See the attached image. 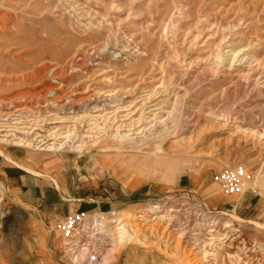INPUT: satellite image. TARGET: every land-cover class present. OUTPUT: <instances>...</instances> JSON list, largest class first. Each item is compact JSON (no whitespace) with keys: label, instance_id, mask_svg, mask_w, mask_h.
<instances>
[{"label":"rangeland","instance_id":"rangeland-1","mask_svg":"<svg viewBox=\"0 0 264 264\" xmlns=\"http://www.w3.org/2000/svg\"><path fill=\"white\" fill-rule=\"evenodd\" d=\"M86 49L101 58L70 84L100 96L95 108L3 114L53 81L36 69ZM0 79V101L13 100L0 157L27 148L58 165L49 179L70 198L102 201L60 217L45 245L26 215L6 214L0 184V264H80L69 255L89 244L104 258L101 217L158 224L153 241L121 243L107 264H183L164 252L166 235L203 264H264V0H0ZM230 168L246 180L227 194L213 177ZM77 213L69 242L60 225Z\"/></svg>","mask_w":264,"mask_h":264},{"label":"bare ground","instance_id":"bare-ground-1","mask_svg":"<svg viewBox=\"0 0 264 264\" xmlns=\"http://www.w3.org/2000/svg\"><path fill=\"white\" fill-rule=\"evenodd\" d=\"M96 49L97 48L95 47L92 49V51L95 52ZM88 52L89 50L86 49L81 53H75L74 56L69 59L66 64H63L61 66H42L36 69L34 76L35 78H41V76H43L45 73H50V76H53V81H46L43 85L38 87L36 92H22L21 94H19V99L13 102L14 104L12 105H14V107L12 106L13 108H11V110L9 111L6 110L10 106H8L7 109L6 106L13 100H10L8 98H6L5 100H1L2 102L0 101V112L6 111L3 114L7 116L14 114H22L29 108L35 106L36 108L38 107L43 113L54 115L61 111H76L88 107L92 104L93 108H95L96 105L100 104L102 101H100V96H98L89 89L81 90L78 87H75L76 85L73 86L72 84H70L78 76L86 72L90 63L100 60L101 56L97 57V55H89ZM34 77H31V80L34 79ZM5 82L6 81L0 79V83H4L5 85ZM17 82V80L13 81L12 84H17ZM27 95L34 97H29L28 99L26 97ZM158 207V205L151 206L150 212H152V210H155ZM156 218L157 217H154L152 219ZM157 219L159 222L162 221L161 218ZM137 221L139 220L137 219ZM133 222V219L128 220V218L126 217H120L112 220H109L105 217L95 219V221L93 222L94 227H96L97 231H99L100 233V239L98 240H100V242H103L105 237H112V248H110L109 252L104 258L101 257V254H98L95 251L98 255H96V253H93L94 260H91L90 255L92 253H89V251L90 249L92 251L94 250L92 249L93 247L89 244L87 248L79 251L78 253L77 251H75L71 255H69L71 260L73 262L77 261L80 264H87V261L88 263L92 262L90 264H97L98 262V264H107V261L112 258V255H114V253L118 251L117 247L122 246L121 243L134 240L145 242L146 239L153 241V239L156 238V236L154 235L155 232L153 231H156L158 229L157 223L155 225H148L150 223V221H148L146 223L140 222L135 225ZM75 237L77 236L73 235V238L68 241H73ZM163 239H165L163 241L165 245L163 250L168 255L170 254L174 257L184 259L183 264L197 263L193 261V259H196L200 264H203L201 263L202 259L200 260L196 258L195 254H192L193 256L191 257L188 251L185 249V247L181 245V243H179V241L171 238V240L169 241V239L167 240V235L164 236ZM87 254H89L88 257Z\"/></svg>","mask_w":264,"mask_h":264},{"label":"crops","instance_id":"crops-1","mask_svg":"<svg viewBox=\"0 0 264 264\" xmlns=\"http://www.w3.org/2000/svg\"><path fill=\"white\" fill-rule=\"evenodd\" d=\"M32 154L33 152L27 148L9 149L7 155L10 163L0 157V184L5 188L9 203V211L6 214L12 216L11 211L15 210L20 215H26L30 233L32 232L34 237H41L43 244L52 245L56 244L53 227L60 217L79 206L82 210L92 206L100 207L102 201L91 198L85 201L76 193L77 198H70L65 192L66 185H63L58 178L56 183H52L49 179V177L55 179L59 176L58 165L43 159L32 158ZM78 200L85 201L86 204L77 203ZM6 214L3 216L7 217ZM13 217L14 220L17 219V216L13 215ZM1 227L2 222L0 229ZM2 235L1 247L5 237L4 233Z\"/></svg>","mask_w":264,"mask_h":264},{"label":"built area","instance_id":"built-area-1","mask_svg":"<svg viewBox=\"0 0 264 264\" xmlns=\"http://www.w3.org/2000/svg\"><path fill=\"white\" fill-rule=\"evenodd\" d=\"M214 180L220 185V188L227 194L239 191L240 184L246 180V174L241 168H230L214 175ZM85 220V214L77 213L68 217L61 225L60 230L67 238H72L76 228ZM94 260V256H90Z\"/></svg>","mask_w":264,"mask_h":264}]
</instances>
